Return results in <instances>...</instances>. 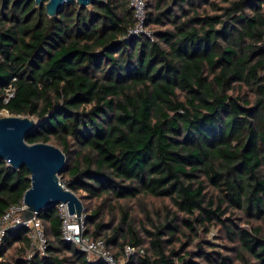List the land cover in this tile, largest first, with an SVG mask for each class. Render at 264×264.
Instances as JSON below:
<instances>
[{
  "label": "trees",
  "instance_id": "16d2710c",
  "mask_svg": "<svg viewBox=\"0 0 264 264\" xmlns=\"http://www.w3.org/2000/svg\"><path fill=\"white\" fill-rule=\"evenodd\" d=\"M146 2L154 39L128 40L130 0L53 18L0 0V111L39 119L28 142L63 150L86 235L117 259L128 245L126 264H264V0ZM30 176L0 157V217ZM38 218L48 255L28 258L21 227L0 264H105L63 239L58 206ZM213 225L225 247L203 237Z\"/></svg>",
  "mask_w": 264,
  "mask_h": 264
},
{
  "label": "water",
  "instance_id": "95a60500",
  "mask_svg": "<svg viewBox=\"0 0 264 264\" xmlns=\"http://www.w3.org/2000/svg\"><path fill=\"white\" fill-rule=\"evenodd\" d=\"M99 0H35L36 7H45L50 18L58 16L66 4L77 3L86 8ZM39 119L29 116L0 117V157L13 168L26 166L31 174V187L24 194L27 209L20 215L22 221L30 220L43 210L68 205L71 216L81 217L85 211L80 197L62 180L66 168V155L63 150L47 142H28L29 136L39 125Z\"/></svg>",
  "mask_w": 264,
  "mask_h": 264
},
{
  "label": "built area",
  "instance_id": "2783aa9c",
  "mask_svg": "<svg viewBox=\"0 0 264 264\" xmlns=\"http://www.w3.org/2000/svg\"><path fill=\"white\" fill-rule=\"evenodd\" d=\"M131 5L135 10V17L137 24L130 29L126 39L132 37L146 36L154 39L153 32L148 28V14L146 0H130ZM262 44L264 45V37ZM15 87L10 84L6 88V102L14 96ZM6 113L7 110L0 111V114ZM59 216L62 219V236L63 239L74 243L83 252L87 254L88 261L102 260L105 264H126L127 261L136 254L135 247L126 246L125 257L117 259L106 246L103 239H93L86 235V211L83 212L81 217L77 215L71 216L67 204L59 203L58 205ZM24 199L19 204L11 205L6 212L0 217V243L3 241L6 234L11 230H16L25 227L29 230L30 234V248L28 258L39 255L46 257L48 255V238L46 235L45 226L36 215L30 220L22 221L20 215L27 209ZM143 253V252H141ZM93 255V258H92Z\"/></svg>",
  "mask_w": 264,
  "mask_h": 264
},
{
  "label": "rangeland",
  "instance_id": "374dc122",
  "mask_svg": "<svg viewBox=\"0 0 264 264\" xmlns=\"http://www.w3.org/2000/svg\"><path fill=\"white\" fill-rule=\"evenodd\" d=\"M88 8L91 9L92 6H89ZM4 116H10V114L9 115H7L6 113L0 114V117H4ZM27 116H29L31 118H34V117L30 116V115H27ZM35 119L38 120L37 118H35ZM82 194L83 195H86V192L83 191ZM232 219L234 220V218H232ZM234 221L237 222L238 224H241L242 225V222L239 219L234 220ZM220 234H221L220 233V228L218 226L213 225L211 227L210 231L207 234L203 235V237L206 239V242H208L210 244L217 245V246H221V247H225L226 246L225 245L226 243H225V241H223V240L220 239ZM92 258H93V255H92Z\"/></svg>",
  "mask_w": 264,
  "mask_h": 264
}]
</instances>
